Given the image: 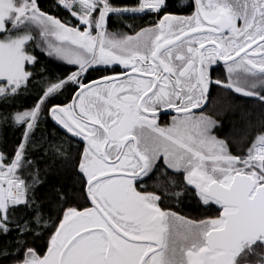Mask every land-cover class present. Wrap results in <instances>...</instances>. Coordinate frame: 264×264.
I'll return each mask as SVG.
<instances>
[{
    "label": "snow or ice",
    "instance_id": "6c2138e0",
    "mask_svg": "<svg viewBox=\"0 0 264 264\" xmlns=\"http://www.w3.org/2000/svg\"><path fill=\"white\" fill-rule=\"evenodd\" d=\"M219 2L231 9L235 29L242 30L246 17L234 7L240 0ZM20 4L25 6L21 20L38 19L37 13L54 19L61 28L70 31L62 35L54 31L53 38L73 47H58L47 38L46 28L41 29L35 44L32 67L39 70L38 74L47 80L44 73L46 65L51 64L63 68L64 73L54 81L57 87L44 89L23 115L16 112L12 115L22 120L32 109L38 110L33 135L43 117L46 128L43 135L48 143L40 155L45 157L46 171H51L36 189L38 199L34 196L24 205L0 211V264H38L49 253L53 237L61 230L69 210L82 213L88 209L99 215L103 224L77 232L70 243L64 241L53 248L54 256L63 249L59 264H81L65 258L79 241L93 233L106 242L101 259L93 264H264V191L257 192L258 188L264 189V160L256 159L258 154L264 155V33H260V38L248 40L243 51L239 47L235 51L213 47L214 56L199 60L209 45L221 41L235 43L237 39L229 35L230 29L220 30L207 23L203 28L213 31L211 39L188 38L191 33L183 22L197 18L198 7L205 0H51V3L18 0L17 7ZM15 17L16 13H12V19L4 21L0 39H10L22 26L13 24ZM81 37L82 42L74 43ZM24 39L27 48L36 37L26 33ZM88 41L125 52L147 50V56L139 52L125 57L133 60L132 67L137 60L160 65L162 70L169 65L161 84L167 81L174 99L170 107L158 110L156 125L176 147L152 144L150 150L139 153L138 148L133 150L132 140L127 137L123 143L106 137L101 125L108 127L109 121L103 119L101 102L90 99L87 105H82L81 87L105 75H122L132 67L119 63L100 65L84 56L73 59L74 55L79 56L73 48L81 49L88 57L94 56L95 49L89 51ZM89 63L92 66L80 75L77 70ZM36 77V73L30 75L29 83L39 84ZM21 87L26 89L27 84ZM0 99L23 102L20 89L9 90ZM54 109H67L70 117ZM166 124L170 127H165ZM19 132L16 148H20L28 133L27 125H21ZM225 153L238 161L231 166L233 173L243 170L257 176L258 182L242 203L227 195L221 199L203 191L198 193L197 187L189 182V178L195 180L198 173H203L212 182L231 188L228 172L223 170L225 165L218 159ZM15 156L13 150L0 161V189L8 188L10 178L13 183L23 181L19 169L15 175L7 171ZM93 157L106 167L102 169L105 176L90 184L83 166ZM121 172L131 175L121 176ZM105 179H128L137 193H149L144 201L147 209H151L146 210L150 224L146 233L140 232L129 218L134 209L90 195L96 184ZM206 187L207 184H200L201 190ZM169 192H174L175 207L165 200ZM181 205L185 212L181 211ZM19 211H26V215L23 220L14 221L12 215ZM246 211L256 213L259 223L245 230L242 215ZM169 215L184 217L192 222V227L179 228L175 237L170 238ZM107 233L126 243L136 237L141 249L137 257L128 262L117 259L114 242Z\"/></svg>",
    "mask_w": 264,
    "mask_h": 264
},
{
    "label": "flooded vegetation",
    "instance_id": "af4514ba",
    "mask_svg": "<svg viewBox=\"0 0 264 264\" xmlns=\"http://www.w3.org/2000/svg\"><path fill=\"white\" fill-rule=\"evenodd\" d=\"M17 2L18 0H15L16 5ZM20 6H22V4H20ZM234 7L236 12H239L246 17L245 27L239 31L235 29V16L233 12L230 8L223 6L219 0H205V4L198 7L197 18L183 22L187 25L186 31L191 33V35L188 36L189 39H200L202 41L211 39L214 33L211 30H204L203 26L205 23L210 27L216 26L220 30L228 28L231 30L229 35L237 38L235 43L221 41L218 45H209L205 52L198 57L199 60H207L209 57L214 56L215 52L213 51V47H218L221 51H235L236 48L239 47L241 51H243L245 46H247L248 40L253 37L260 38V33H264V0H240L239 4L234 5ZM28 19L29 18H25L27 22L23 20V24L28 26L27 30L32 31L34 28L30 27ZM45 26H47V24L42 21L37 24L38 28H44ZM225 44H228V47H225ZM101 49V53H104V56L102 55L99 57L96 53L91 60L100 65L119 63L124 66L132 67L133 60L125 59V57H131L134 53L139 52H143L145 56L149 54L148 51L144 49H134L133 51L125 52L120 48L111 45L103 46ZM29 55L31 60L26 65L27 77L23 83L13 89L12 92L21 89L22 85L27 84L28 86L27 81L29 80V76L34 73V68L32 67L34 56L31 54ZM91 66L92 64H86L82 68H79L77 72L82 75ZM168 68L169 65H164L162 70L160 65H149L147 62L137 60L135 61V66L132 67V70L129 72L122 75H105L102 79L94 80L88 85H83L81 87L83 96L81 97L80 103L82 105H87L90 99H96L101 102L100 110L104 113L103 119L109 121L108 127H104V125H101V127L104 128L106 137L114 139L116 142L123 143L125 137H127L132 140L134 146L133 150L138 148L139 153L150 150L152 144L174 148L176 146L169 138H166L161 134L160 128L156 125L158 110L170 107V101L174 99L171 89L167 88V81H165L164 84H161V78L164 76V73ZM50 86L52 88L57 87L55 83H42L43 89L49 88ZM54 111L63 112L66 116L70 117L67 109H54ZM23 112H19V114L23 115ZM37 115L38 110L36 109L31 110L29 115L25 116L22 120L17 119L12 115L13 124L15 126L20 127L21 125H27L28 127V133L25 134L24 141L20 148L11 150V152L15 150L16 156L12 163V167L7 170L15 175L17 169H19L20 177L23 178V181L18 183L17 188L20 194L24 196V200L26 199L28 192L26 187L36 186L41 183V178L38 174L39 165L36 158H45L41 156L40 153L43 152L48 143L47 138L43 135L46 128L42 116L40 117L41 123L39 127L36 129L35 134H32L31 130L35 124L34 118ZM165 127H170V125L166 124ZM109 128H111V131L108 130ZM100 150L101 152L103 151V143L100 144ZM0 156L1 161H3L5 157L1 152ZM220 161L222 162V160ZM83 167L89 177V181L105 174L102 169H104L106 165L95 157L91 160H87ZM130 175L131 172H121V176L126 177ZM197 175L203 178L205 184L208 185V183L211 182L207 181V178L203 173H198ZM254 177L255 180L258 181L257 176L255 175ZM190 180L191 178H189V182ZM115 181H119V183H114ZM103 183L108 184L103 186ZM92 194L99 197L101 200L103 198L104 200L122 208L131 207L134 209V213L133 216L129 218L133 220V223L138 225V230L142 233H146L149 230L150 224L147 211H151V209H147V205L144 204V201L149 198V193H137L131 188L130 180L105 179L96 184L95 188L90 192V195ZM165 200L171 202L170 204L173 206L174 204H172V202L175 201L174 192L165 195ZM89 210L91 209H88V211ZM72 213L76 212L73 211ZM167 227L170 238H174L179 228H190L192 227V222L186 220L182 216L169 215L167 219ZM194 230L196 232L200 231L199 228H195ZM107 235L109 236V239L114 242L113 246L117 250V259L122 262H128L137 257L141 249L136 242L126 243L125 240H122L111 233H107ZM132 239L135 241L136 237H133ZM105 243L106 242L103 239L98 252L99 260L101 259ZM87 250L93 252L95 248L92 244L78 242L73 249L74 253H71L72 256L69 259L68 257L66 259L69 262L72 260L81 262L83 261V255Z\"/></svg>",
    "mask_w": 264,
    "mask_h": 264
},
{
    "label": "rangeland",
    "instance_id": "374dc122",
    "mask_svg": "<svg viewBox=\"0 0 264 264\" xmlns=\"http://www.w3.org/2000/svg\"><path fill=\"white\" fill-rule=\"evenodd\" d=\"M24 7L25 6L23 4L22 6L17 7L15 0H0V31H2L4 28V21L7 19H12V13H16V17L15 19H13V24L22 25L20 28H18L16 32L12 33L10 39H0V81H2V83H0V98L6 95L9 90L12 91L13 89L20 86L26 79V65L30 62L31 57L24 51V47L26 44L24 34L31 33L33 36H35L36 40L32 42V44L35 45L40 38V32L43 28L37 27V24H39L40 21L47 24V26L44 27L48 29L47 38L51 40L54 44H57V46L60 48L73 47V45L68 44L67 42L58 43V41L52 36V32L54 31H57L62 35L64 33L69 32L70 30L61 28L57 21L47 16H44L42 13H37V20L36 18L28 19L30 27L34 28L35 30H27L28 26L23 24V20H20L21 17L24 15ZM82 41L83 38L81 37L80 39L74 41V43H80ZM87 44L89 51H92L91 48L93 46V49H95V54H99L102 50L101 47H103L96 46L92 41H88ZM73 51L74 53H79V56L74 55L72 57L73 59H79L80 56H84L85 58L90 59L87 54L84 53L81 49L73 48ZM218 159L222 160V163L225 165V168L223 170L228 172L229 182L233 175V172L231 171V166L237 164L238 161H236L234 157H229L227 153H225L222 157H219ZM256 159H258V156L256 157ZM206 178L207 181L212 180L211 177L206 176ZM217 179H219V177H217ZM9 181H11V178L9 179ZM114 183H119V181H115ZM106 184L108 183H103L102 185L104 186ZM14 185L15 186L13 188V191L9 190L8 188L6 189L8 196H5L8 198L3 195L4 189H0V211H6L9 206L17 205L24 201V196L18 191V183H14ZM73 211L74 210H69V213L67 214L69 215ZM33 257H35V255H33Z\"/></svg>",
    "mask_w": 264,
    "mask_h": 264
},
{
    "label": "water",
    "instance_id": "95a60500",
    "mask_svg": "<svg viewBox=\"0 0 264 264\" xmlns=\"http://www.w3.org/2000/svg\"><path fill=\"white\" fill-rule=\"evenodd\" d=\"M92 49L93 46L91 50ZM102 55L104 56V53L100 52L98 54L99 57H101ZM93 57L94 56L89 57L90 60L93 59ZM104 176L105 174L100 175L90 180L89 183L91 184L93 180H100L101 177ZM254 176L255 175L253 174H246L241 172L234 173L229 182V184H231V188L222 185L221 183H214L211 180V182L208 183L207 187L201 190L200 184L204 183V180L199 175H197V179L195 180L191 178L190 183H193L197 187L198 193L200 191H203L209 196H215L221 199H223L224 196L227 195L230 199L237 200L242 203L244 198L247 196L248 192L258 182L255 180ZM260 191H264V189L258 188L257 192ZM102 200L104 199L102 198ZM98 216L92 210H86L82 213H71L69 215L66 214L65 221L61 225V230H59L56 236L53 237V242L50 244L49 253L45 256L44 260L38 261V264H59L61 258L63 257V249L61 248L59 254L55 256L53 255L52 249L57 247L59 244H63L64 241H68L70 243L71 240L75 238V234L77 232H84L86 228H95L102 225L103 221H101L99 219L100 216ZM258 223L259 217L256 213L247 211L243 213L242 229L246 230L254 228L258 225ZM97 235L98 234L93 233L88 236H85L83 240L79 241V243L84 242L87 244H92V246L95 248L93 252L87 250V252L83 255V261H81V264H93V262L99 261L98 252L102 244L103 238ZM132 242L135 241L132 239ZM64 246L66 247V245ZM72 254L68 257V259L72 256Z\"/></svg>",
    "mask_w": 264,
    "mask_h": 264
},
{
    "label": "trees",
    "instance_id": "16d2710c",
    "mask_svg": "<svg viewBox=\"0 0 264 264\" xmlns=\"http://www.w3.org/2000/svg\"><path fill=\"white\" fill-rule=\"evenodd\" d=\"M49 3H51V0H49ZM133 23H137V21H133ZM114 28L118 30L119 26L115 25ZM35 51V45L29 44L27 48L25 47V52L28 54L33 55ZM34 56V55H33ZM55 59V58H53ZM35 61V56H34ZM57 63H62V61H56ZM34 63V62H33ZM41 64H44V61L41 60ZM34 73L37 74V79H40V83L37 84L35 81L29 83L27 88H21V95L23 97L22 101H12L11 103L7 100L0 99V152L5 157V153H10L12 149L16 148V141L20 138V132L19 127L15 126L13 124L12 119V113L16 112H23L26 107L31 108V104L33 102V99L41 94V92L44 90L42 87V83H50L53 84L54 81L63 75L64 69L63 68H56L54 64L46 65V72L44 73L45 76L48 77L47 80H44L38 73L39 70L34 68ZM27 93V95H25ZM5 96V95H4ZM2 96V97H4ZM1 97V98H2ZM14 105V107H13ZM33 110V109H32ZM41 144V143H40ZM239 150V149H238ZM44 160L45 158H36V161L38 162V174L41 178V183L45 180H47V176L50 173L51 169H48L46 171L44 167ZM49 163L51 161L49 160ZM238 163V162H237ZM241 173H245L243 170L240 171ZM246 174H252V173H246ZM254 175V174H253ZM40 183V184H41ZM40 184L36 186H27V195L26 199L20 203L19 205H24L26 203V200L33 199L35 196L37 199L39 198V194L36 192V189L40 186ZM173 192H169V194H172ZM171 203V202H169ZM173 207L176 206V201L172 202ZM9 208V207H8ZM7 208V209H8ZM6 209V210H7ZM181 211L185 212L186 209L183 208L181 205ZM26 215V211H19L15 212L12 215V219L15 220H23ZM47 216V213L45 214ZM35 255V253H32Z\"/></svg>",
    "mask_w": 264,
    "mask_h": 264
},
{
    "label": "bare ground",
    "instance_id": "6f19581e",
    "mask_svg": "<svg viewBox=\"0 0 264 264\" xmlns=\"http://www.w3.org/2000/svg\"><path fill=\"white\" fill-rule=\"evenodd\" d=\"M257 156H258V159H262V160L264 159V155H262V154H258ZM14 186H15L14 183L11 182V181H9V187H8V189L11 190V191H13ZM6 195H7V191H6Z\"/></svg>",
    "mask_w": 264,
    "mask_h": 264
}]
</instances>
